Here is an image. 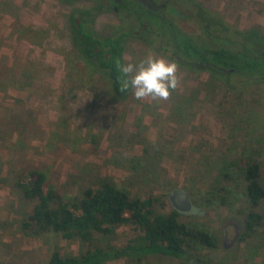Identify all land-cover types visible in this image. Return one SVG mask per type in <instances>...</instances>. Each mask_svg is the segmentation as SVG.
I'll list each match as a JSON object with an SVG mask.
<instances>
[{
	"label": "rangeland",
	"instance_id": "374dc122",
	"mask_svg": "<svg viewBox=\"0 0 264 264\" xmlns=\"http://www.w3.org/2000/svg\"><path fill=\"white\" fill-rule=\"evenodd\" d=\"M197 1L231 25L264 32V0ZM69 11L58 0H0V264H48L54 250L79 255L82 249L79 240L22 228L35 203L16 185L22 167L45 169L67 198L99 179L168 200L173 189H184L193 202L184 217L218 242L188 259L148 255L105 264H201L198 255L217 264H264V225L248 242L236 239L234 226L242 230L249 210L242 174L248 158L261 160L264 183V82L231 93L205 85V73L178 67L180 86L168 100H137L132 91L119 99L75 50ZM177 20L195 28L188 18ZM117 24L112 11L94 21L102 33ZM148 55L168 60L164 51L132 39L125 63ZM227 169L234 175L228 204L207 202ZM103 242L123 245L126 234L117 230Z\"/></svg>",
	"mask_w": 264,
	"mask_h": 264
},
{
	"label": "trees",
	"instance_id": "16d2710c",
	"mask_svg": "<svg viewBox=\"0 0 264 264\" xmlns=\"http://www.w3.org/2000/svg\"><path fill=\"white\" fill-rule=\"evenodd\" d=\"M58 1L70 6L67 17L74 48L86 68L91 75L100 74L119 99L131 93L121 91L117 64L126 62L124 51L132 39L164 51L168 60L184 70L207 74L205 85L210 88L243 93L264 82V32L231 25L220 11L204 7L197 0ZM80 2L88 4L77 6ZM169 10L178 15L169 14ZM103 11L114 12L120 22L111 26L109 33L99 32L94 26ZM177 18L190 19L195 28H185ZM242 171L249 210L239 241L248 242L256 239L264 225L261 160L248 158ZM233 179V172L224 170L217 186L206 194V201L228 204ZM16 185L26 199L35 202L22 223L26 232L53 231L81 243L79 255H65L57 249L48 264H105L111 259L148 255L188 259L202 248L218 246L209 230L188 221L164 195L150 193L144 197L109 179H99L67 198L49 183L47 171L37 167H22ZM168 206L170 210H166ZM117 230L126 234L123 245L103 242ZM198 261L217 264L199 255Z\"/></svg>",
	"mask_w": 264,
	"mask_h": 264
},
{
	"label": "clouds",
	"instance_id": "9594fccd",
	"mask_svg": "<svg viewBox=\"0 0 264 264\" xmlns=\"http://www.w3.org/2000/svg\"><path fill=\"white\" fill-rule=\"evenodd\" d=\"M117 67L121 91L131 90L137 100L166 101L180 86L177 64L162 57L148 55L135 64L118 62Z\"/></svg>",
	"mask_w": 264,
	"mask_h": 264
},
{
	"label": "water",
	"instance_id": "95a60500",
	"mask_svg": "<svg viewBox=\"0 0 264 264\" xmlns=\"http://www.w3.org/2000/svg\"><path fill=\"white\" fill-rule=\"evenodd\" d=\"M172 206L180 212H190L193 210V202L187 191L181 188H175L169 196Z\"/></svg>",
	"mask_w": 264,
	"mask_h": 264
},
{
	"label": "flooded vegetation",
	"instance_id": "af4514ba",
	"mask_svg": "<svg viewBox=\"0 0 264 264\" xmlns=\"http://www.w3.org/2000/svg\"><path fill=\"white\" fill-rule=\"evenodd\" d=\"M234 226H235V235H236V239L240 236V233H241V230H240V227H239V225H237V224H234ZM228 243H227V241L225 240V245H227Z\"/></svg>",
	"mask_w": 264,
	"mask_h": 264
}]
</instances>
